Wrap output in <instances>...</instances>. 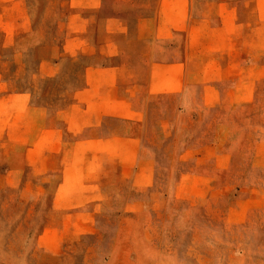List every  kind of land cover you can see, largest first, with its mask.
I'll return each mask as SVG.
<instances>
[{"label": "rangeland", "instance_id": "obj_1", "mask_svg": "<svg viewBox=\"0 0 264 264\" xmlns=\"http://www.w3.org/2000/svg\"><path fill=\"white\" fill-rule=\"evenodd\" d=\"M0 264H264V0H0Z\"/></svg>", "mask_w": 264, "mask_h": 264}]
</instances>
